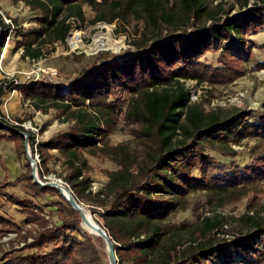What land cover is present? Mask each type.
I'll return each instance as SVG.
<instances>
[{"label":"trees","instance_id":"trees-1","mask_svg":"<svg viewBox=\"0 0 264 264\" xmlns=\"http://www.w3.org/2000/svg\"><path fill=\"white\" fill-rule=\"evenodd\" d=\"M24 1L41 11L40 28L24 33L17 42L32 57L42 54L41 44L48 39L66 41L71 18L85 23V5L95 12L91 23L133 20L141 26L133 40L134 52L112 60L101 53L96 58L100 65L79 73L69 90L62 93L59 84L47 81L22 89L24 98L55 107L72 122L69 130L47 140L36 141L29 134L28 143L36 146L42 175L51 172V150L63 157L64 180L78 202L95 207L92 214L100 208L103 220L97 221L114 241L118 264H202L220 255L219 264H243L264 257V212L251 213L255 203L235 217L242 226L239 232L230 238H207L223 227L218 210L264 191L258 184L264 178V115L257 117L254 110L239 106L207 109L211 99L192 101L186 85L187 80L228 83L246 71L243 63L252 57L247 35L264 26V0H254L252 9H247L251 0ZM208 52H219L221 66L203 60ZM121 116L140 127L139 137L147 144L142 161L126 152L119 158L123 148L111 144ZM16 128L0 123V141L15 143L25 171L15 181L0 183V195L20 205L27 223H36L39 229L26 230L25 240L32 235V241L3 252L0 264H109L103 240L81 233V213L57 188L35 181L26 138L18 132L25 130ZM247 138L258 139L250 149L253 160L218 171L210 152L236 157L234 145ZM86 153L117 157L120 166L107 172L108 180L95 192L90 190L93 167ZM16 181L24 182L37 197L57 194L61 223H50L34 200L6 191ZM198 192L214 215L189 225L171 222L175 212L187 209L188 196ZM12 225L0 210L1 232ZM184 233L189 235L186 243ZM196 233L203 239L197 241Z\"/></svg>","mask_w":264,"mask_h":264},{"label":"rangeland","instance_id":"rangeland-1","mask_svg":"<svg viewBox=\"0 0 264 264\" xmlns=\"http://www.w3.org/2000/svg\"><path fill=\"white\" fill-rule=\"evenodd\" d=\"M254 6V0H251L247 9H252ZM84 10L88 19L85 23L78 22L73 18L68 20L73 23V27L65 42L48 39L47 42L41 44L42 54L39 57H32L24 52L23 47L18 48L17 42L22 39L24 33L33 32L40 28L38 17L41 15V11L32 9L24 0H0V18L3 21V26L0 29V123L13 128L16 126L24 128L28 140L29 134H34L36 141L47 140L60 132L69 130L72 122L65 120V115L55 107L47 104L38 106L32 98H24L23 88L30 86L35 81H47L59 84V90L63 93L69 90L70 82L79 73L89 67L100 65L101 62L96 58L101 53L112 60L122 58L135 51L133 40L138 36V27L141 28L139 24L133 20L130 21L131 23L123 21L91 23L95 12L89 5H85ZM5 16L12 22H7ZM247 38L250 42L249 49L252 57L250 61L243 63L246 71L228 83L212 84L205 82L198 84L195 80H187L186 85L192 90V101L203 102L205 99H211V102L206 104L207 109L239 106L254 110L257 117L264 115V66H260V62L264 63V26L248 34ZM203 60L212 65L221 66L219 52H208L203 56ZM41 127L45 128L43 132L39 131ZM139 129L138 124L125 120L123 116L120 117L119 127L110 137L111 144L120 145L123 148L122 151H119V158L126 152L130 153V157L135 158L136 162L144 160L147 144L139 137ZM257 142L258 139L256 138H247L241 144L234 145V148L239 151L236 157H224L213 151L210 152L217 162V170H231L235 166H245L250 163L253 160L250 149ZM35 148L36 146L33 148L29 144L31 158L36 161L39 179L44 183L59 179L67 184H64L67 188H70L62 176L64 167L62 165L63 157L60 153L56 149L51 150L53 155L49 163L51 172L42 175L39 153ZM86 155L93 167L90 190L95 192L105 185L108 180L107 172L120 166L117 157L94 156L88 153ZM22 161L23 159H19L17 155L14 142L6 139L1 140L0 183L15 181L25 171ZM195 174H199V171H195ZM258 184L264 190V178ZM6 191L21 198L28 197L34 200L46 212L50 223H61L58 204L61 199L57 194L47 193L37 197L24 182L20 181L8 186ZM188 201L187 209L175 212L169 219L171 222H186L189 225L204 216H213L215 213L210 211L206 205V199L202 192L190 194ZM81 203L92 214L91 209L94 206H91L87 201ZM250 203L256 204L251 213L264 212L261 209L264 205V191L251 193L237 203L218 210L217 212L223 216V227L214 230L210 235L208 234L207 238L211 237L215 240L230 238L233 232H239L242 226L235 217L245 212ZM0 204L2 205L0 210L4 214L7 213L8 218L13 222V225L9 227L11 229L6 233L1 232L0 227L1 256L5 251L22 247L26 240L32 241V235H28L25 240L26 230L36 233L39 226L36 223H27L26 212L22 210L21 206L10 203L3 195H0ZM99 209H95L97 211L92 216L95 220L102 221ZM19 226L20 231L17 229ZM80 231L90 234L96 241L102 239L100 236L91 234L82 224ZM188 237L187 233L183 234L184 243L187 242ZM194 237L197 241L203 239V235L199 233H196ZM184 247H187V244ZM104 250L107 252L105 242ZM227 251L231 255L232 249ZM222 256L220 255L219 259L204 260L202 264H219ZM234 257L237 262L240 261L238 254H235ZM105 262L109 263L108 254L105 256ZM246 262L243 264H264V257H255V259H249Z\"/></svg>","mask_w":264,"mask_h":264},{"label":"water","instance_id":"water-1","mask_svg":"<svg viewBox=\"0 0 264 264\" xmlns=\"http://www.w3.org/2000/svg\"><path fill=\"white\" fill-rule=\"evenodd\" d=\"M0 29H1V26H0ZM18 132H20L26 138V148H27V151H28V157L30 158V160H32V169H33V175H34L35 181L38 182L39 184L43 185V186L55 187L63 194V192L59 189V187H58L59 185L58 184H61V183L65 184V185H67V184L64 183L62 180L58 179L59 182L53 181V182L44 183V182H42L39 179L38 174H37L36 161L33 158H31V154H30V151H29L28 135L26 133L22 132V131H18ZM69 189L71 190V188H69ZM71 192H72V190H71ZM63 195L70 202V204L73 206V208H75L76 210H78L81 213L82 221H83L84 220V215H83L82 210H81L80 205H79L80 202H78V200L74 196L73 192H72V194L70 196H66L65 194H63ZM90 218H91V220H93L96 223V226H97L96 230H97L98 234L101 235L102 239L104 240V242L106 244L107 254H108V257H109V264H118V257L116 255V248H115V245H114V241L109 236L107 230L97 220H95V218L92 216L91 213H90Z\"/></svg>","mask_w":264,"mask_h":264},{"label":"bare ground","instance_id":"bare-ground-1","mask_svg":"<svg viewBox=\"0 0 264 264\" xmlns=\"http://www.w3.org/2000/svg\"><path fill=\"white\" fill-rule=\"evenodd\" d=\"M57 182H59V181L57 180ZM58 185H59L58 186L59 189L66 196H70L72 194L71 191L66 186H64L63 183L58 184ZM79 205H80V208H81L82 213L84 215V220L82 221V226L86 230H88L91 234L101 237V235H99L98 232H97V230H96L97 229L96 223L93 220H91V218H90V211L82 203H80Z\"/></svg>","mask_w":264,"mask_h":264},{"label":"built area","instance_id":"built-area-1","mask_svg":"<svg viewBox=\"0 0 264 264\" xmlns=\"http://www.w3.org/2000/svg\"><path fill=\"white\" fill-rule=\"evenodd\" d=\"M5 18L7 19V17L5 16ZM7 22L11 23L12 20L11 19H7Z\"/></svg>","mask_w":264,"mask_h":264}]
</instances>
